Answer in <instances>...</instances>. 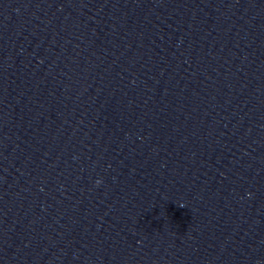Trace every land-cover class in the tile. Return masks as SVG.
Instances as JSON below:
<instances>
[{"label":"clouds","instance_id":"obj_1","mask_svg":"<svg viewBox=\"0 0 264 264\" xmlns=\"http://www.w3.org/2000/svg\"><path fill=\"white\" fill-rule=\"evenodd\" d=\"M97 183H100V181H97Z\"/></svg>","mask_w":264,"mask_h":264}]
</instances>
